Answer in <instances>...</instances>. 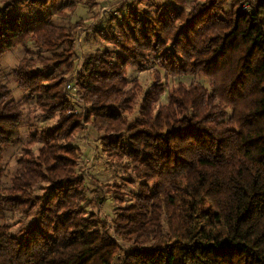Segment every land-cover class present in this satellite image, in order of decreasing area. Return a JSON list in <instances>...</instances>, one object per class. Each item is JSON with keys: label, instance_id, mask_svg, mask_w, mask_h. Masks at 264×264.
<instances>
[{"label": "trees", "instance_id": "trees-1", "mask_svg": "<svg viewBox=\"0 0 264 264\" xmlns=\"http://www.w3.org/2000/svg\"><path fill=\"white\" fill-rule=\"evenodd\" d=\"M2 1L0 57L17 46L28 52L31 42L45 51L23 57L10 73L43 117L58 118L30 134L0 192V220L7 208L34 212L18 233L0 223V264H264V0H251V12L240 0L128 6L120 20L112 16L95 29L111 46L85 54L78 70L76 26L55 22L54 12H63L58 0ZM129 66L155 72L134 120L128 113L143 89L129 80ZM157 67L165 77H205L210 88L179 82L161 104ZM68 82L85 114L74 111ZM11 93L0 82V178L4 152L20 139L24 121ZM83 120L137 180H127L137 184L132 194L112 191L111 224L130 243L124 251L84 207L73 143Z\"/></svg>", "mask_w": 264, "mask_h": 264}, {"label": "rangeland", "instance_id": "rangeland-1", "mask_svg": "<svg viewBox=\"0 0 264 264\" xmlns=\"http://www.w3.org/2000/svg\"><path fill=\"white\" fill-rule=\"evenodd\" d=\"M251 1V0H249ZM169 2V0H58L56 7L63 12L53 14V18L58 24H68L76 26L75 31V52L77 70L80 68L84 55L93 52L98 48L110 47L95 35V29L105 26L112 16L115 17L114 23L120 20L122 15L127 12V7L145 9L151 8L153 4ZM5 2L0 0V7ZM26 8V2L22 3ZM191 1H187L189 8ZM120 7L123 10H120ZM38 52H45L35 43H29L28 52L22 46H17L11 51L0 57V82L7 84L11 89L13 98L20 101L24 110V121L21 130V137L14 144L6 148L4 152L3 163L5 171L0 178V192L4 187L11 184L12 176L19 166L18 157L23 152L24 144L29 141L30 134L36 131L51 127L57 123L58 116L43 117L40 108L32 98L26 97L11 75V71L16 68L23 57L34 56ZM162 81L165 82V92L161 96L160 103L168 102V90L175 87L179 82L198 83L210 88L207 78L196 75H176L164 76V70L160 67ZM155 72L149 66L146 70H138L133 66L128 67V78L130 81L136 79L142 86V94L139 97L138 104L132 113H128L130 120L138 117V109L143 94L152 89L154 84ZM75 112L85 114V103L80 99L79 91L72 82V88L67 90ZM158 104L157 106L159 107ZM73 143L78 146V169L84 173L86 184L85 209L95 212L96 215L108 224L112 236L120 243L122 251L126 250L130 243L118 238L112 227V218L117 201L113 198L112 191L119 189L126 194H132L137 191V184L129 183L128 179H134L132 171L119 165L118 160L111 159L102 150V140L100 134L93 130L89 122L82 121V129L75 133ZM42 142L37 141L32 145L35 154H38V148ZM123 164H128L127 158H124ZM135 182L137 181L134 179ZM32 210H12L7 208L5 218L0 223H5L11 231L18 233L19 230L28 225L34 217Z\"/></svg>", "mask_w": 264, "mask_h": 264}, {"label": "built area", "instance_id": "built-area-1", "mask_svg": "<svg viewBox=\"0 0 264 264\" xmlns=\"http://www.w3.org/2000/svg\"><path fill=\"white\" fill-rule=\"evenodd\" d=\"M240 6L243 10L247 12H251L254 9L252 2L249 0H240ZM71 88H72V82H68L66 84V89L69 90Z\"/></svg>", "mask_w": 264, "mask_h": 264}]
</instances>
